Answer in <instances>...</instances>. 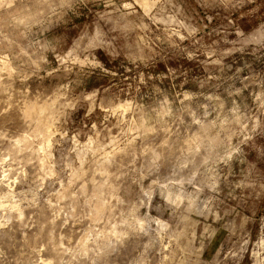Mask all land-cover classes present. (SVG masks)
Segmentation results:
<instances>
[{
    "label": "clouds",
    "instance_id": "9594fccd",
    "mask_svg": "<svg viewBox=\"0 0 264 264\" xmlns=\"http://www.w3.org/2000/svg\"><path fill=\"white\" fill-rule=\"evenodd\" d=\"M0 58L16 65L0 104L37 139L108 147L146 109L158 123L153 104L172 135L191 132L170 174L166 145L128 141L120 190L63 221L80 238L55 264H209L214 251L215 264H264V72H248L264 63V0H0ZM24 242L37 257L48 247ZM0 264L19 262L0 248Z\"/></svg>",
    "mask_w": 264,
    "mask_h": 264
},
{
    "label": "rangeland",
    "instance_id": "374dc122",
    "mask_svg": "<svg viewBox=\"0 0 264 264\" xmlns=\"http://www.w3.org/2000/svg\"><path fill=\"white\" fill-rule=\"evenodd\" d=\"M15 68V63L0 58V75H11ZM253 71L257 74L264 72V63L252 64L248 72ZM152 107L160 113L159 122L146 109L148 115L142 127L138 122L127 130L124 142H121L122 137L116 136L118 130H114L115 140L106 142L108 147H98L93 142L85 143L83 140L69 147L53 145L52 141L44 139L43 134L37 139L34 126L22 118L18 107L4 111L7 105L0 104V248L6 249L19 264H31L35 259H39L41 264H55L56 246L63 245L67 250L70 240L75 243L80 238L79 235L68 236L67 228H61L63 221L69 220L71 224L82 210L91 211L84 208L85 197L92 204L91 198L95 197L98 202L107 188L120 190L113 179L119 175L127 159L129 149L125 148V144L128 141H132V149L138 148L144 153H158L161 149L157 145H166L169 174L178 167L184 160L183 149L187 147L183 140L191 132L181 129L179 138L172 135L168 131L171 118L165 115L167 109L159 104ZM137 127H140L142 137L138 135ZM133 137L137 139L133 140ZM61 154L64 157L62 160ZM81 161L85 162L84 169L79 167ZM89 165L94 169V176L84 174ZM19 167L24 168L28 177L23 184L18 182L19 177L13 171ZM38 187L39 192L36 191ZM25 236L29 245L43 241L47 249L37 257L25 244ZM219 248L220 244L217 243L216 250ZM215 256L216 251L209 264H215ZM245 259L247 261V257ZM101 264H105L104 260Z\"/></svg>",
    "mask_w": 264,
    "mask_h": 264
}]
</instances>
